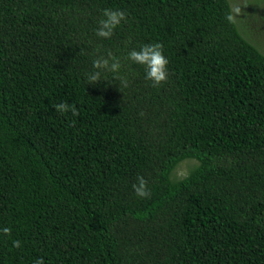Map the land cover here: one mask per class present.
<instances>
[{
  "label": "trees",
  "instance_id": "obj_1",
  "mask_svg": "<svg viewBox=\"0 0 264 264\" xmlns=\"http://www.w3.org/2000/svg\"><path fill=\"white\" fill-rule=\"evenodd\" d=\"M105 9L126 13L111 38ZM153 43L156 87L128 59ZM4 227L0 264H264V52L231 1L0 0Z\"/></svg>",
  "mask_w": 264,
  "mask_h": 264
},
{
  "label": "clouds",
  "instance_id": "obj_2",
  "mask_svg": "<svg viewBox=\"0 0 264 264\" xmlns=\"http://www.w3.org/2000/svg\"><path fill=\"white\" fill-rule=\"evenodd\" d=\"M126 20V13L122 10L105 9L103 18L99 20V26L96 30V35L101 38H111L115 28ZM128 59L132 62L143 65L145 68L146 79L152 81V86L156 87L166 82L168 79L167 65L168 60L163 54V45L161 43L144 44L139 50H132L128 54ZM121 67L118 58L108 53L107 58L100 57L93 60V68L95 71L87 74L89 84L95 85L102 82L101 71L118 72ZM52 107L61 114L71 112L73 116H79V111L74 105H69L67 102L54 103ZM137 183L133 184L135 194L140 198L149 197L150 193L147 188V181L142 176L137 177ZM5 235H9L11 229L4 227L2 230ZM13 246L21 247L20 242L14 241ZM35 264H44L42 258L37 259Z\"/></svg>",
  "mask_w": 264,
  "mask_h": 264
},
{
  "label": "rangeland",
  "instance_id": "obj_3",
  "mask_svg": "<svg viewBox=\"0 0 264 264\" xmlns=\"http://www.w3.org/2000/svg\"><path fill=\"white\" fill-rule=\"evenodd\" d=\"M235 19L243 34L264 52V0H230ZM196 160L188 159L175 170L177 177L186 176Z\"/></svg>",
  "mask_w": 264,
  "mask_h": 264
}]
</instances>
